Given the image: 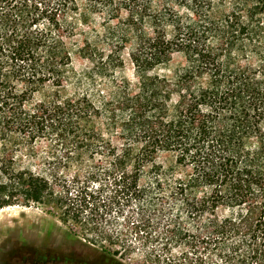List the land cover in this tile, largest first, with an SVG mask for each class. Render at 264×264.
<instances>
[{
  "label": "trees",
  "instance_id": "trees-1",
  "mask_svg": "<svg viewBox=\"0 0 264 264\" xmlns=\"http://www.w3.org/2000/svg\"><path fill=\"white\" fill-rule=\"evenodd\" d=\"M128 44L138 89L97 103L101 74L72 76L73 54L95 63ZM77 81L88 90L64 99ZM47 138L67 161H108L112 203L178 206L166 247L192 239L221 264H264V0H0V211L53 196Z\"/></svg>",
  "mask_w": 264,
  "mask_h": 264
},
{
  "label": "rangeland",
  "instance_id": "rangeland-1",
  "mask_svg": "<svg viewBox=\"0 0 264 264\" xmlns=\"http://www.w3.org/2000/svg\"><path fill=\"white\" fill-rule=\"evenodd\" d=\"M101 48L106 49V56L95 63L75 52L72 76L79 79L92 71L101 74L93 89L97 103L99 93H109L116 87L129 85L131 90H137L141 78L132 63V45L128 44L110 59V46ZM172 59L173 65H179L184 58L175 55ZM106 62L111 67L103 70ZM156 73L167 74L165 70ZM87 90L77 81L67 85L61 95L72 99ZM53 92L49 88L37 94L36 99L43 100ZM37 148L47 164L43 171L52 183L53 196L44 205L0 211V264H35L36 259H41L39 264H46L44 260L48 264H159V260L160 264H195L198 257L207 264H221L218 257L203 252L201 245L194 250L192 239L165 246L170 243L168 228L177 224L180 213L172 201H157L148 208L138 201L112 203L114 180L105 168L108 161L104 158L87 155L67 161L52 138L38 141ZM172 159L165 154L155 157L157 164L166 167L172 164ZM40 165L35 163L34 169ZM150 170L148 166L142 173L143 187L147 186ZM193 223L187 221L181 227L193 230Z\"/></svg>",
  "mask_w": 264,
  "mask_h": 264
},
{
  "label": "flooded vegetation",
  "instance_id": "flooded-vegetation-1",
  "mask_svg": "<svg viewBox=\"0 0 264 264\" xmlns=\"http://www.w3.org/2000/svg\"><path fill=\"white\" fill-rule=\"evenodd\" d=\"M41 261V259H36L35 260V264H39V262ZM46 264H48V261L44 260Z\"/></svg>",
  "mask_w": 264,
  "mask_h": 264
}]
</instances>
